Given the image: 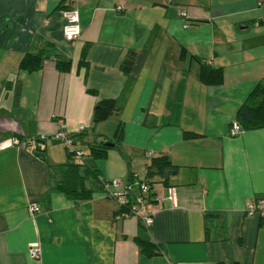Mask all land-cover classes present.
<instances>
[{"label": "crops", "instance_id": "0c3cea01", "mask_svg": "<svg viewBox=\"0 0 264 264\" xmlns=\"http://www.w3.org/2000/svg\"><path fill=\"white\" fill-rule=\"evenodd\" d=\"M259 1L0 0V264H264V217L245 213L247 204L264 203V129L230 134L264 79ZM67 9L78 16L73 42L62 37ZM43 45L53 54L41 69L18 72L23 55ZM54 55L70 63L67 73L56 71ZM201 64L222 69V85L201 84ZM106 99L117 112L93 125V108ZM60 122L81 152L113 144L103 159L83 156L98 180H142L149 160L163 156L177 168L157 187L162 202L149 227L118 217L99 190L82 202L55 190L64 147L39 137ZM91 184L89 176L86 189ZM134 238L159 253L145 257Z\"/></svg>", "mask_w": 264, "mask_h": 264}, {"label": "trees", "instance_id": "16d2710c", "mask_svg": "<svg viewBox=\"0 0 264 264\" xmlns=\"http://www.w3.org/2000/svg\"><path fill=\"white\" fill-rule=\"evenodd\" d=\"M53 50L49 45H43L40 49L28 52L23 55L18 63V72L34 73L41 69L43 62L51 58ZM84 53H81L82 61ZM185 57V51L181 53V59ZM54 68L59 73H67L70 69V63L61 56L54 55ZM133 64V54L129 56L121 63L120 69L122 73L127 74ZM199 80L201 84L208 87L220 86L223 83V70L220 68H214L207 64H201ZM90 93V92H89ZM94 94L93 92H91ZM90 93V94H91ZM117 112L115 103L113 100L106 99L100 100L96 103L92 111V124H98L115 115ZM236 122L239 124L242 131H252L258 129H264V79H262L248 95L244 103L241 105L236 115ZM191 135L185 134L184 137L188 138ZM76 136H74V141ZM33 140V139H31ZM112 140L114 143L119 144L122 141V125L117 124L113 133ZM34 146H36V140H33ZM30 145V142H27ZM104 142L97 145L87 147L88 156L93 159H103L105 157L106 149L103 148ZM40 152L41 150H37ZM66 161L57 169L58 173L62 172V180L58 181L55 185V190L63 194L67 199L75 202H82L90 200L91 193L95 190L104 192V182L99 179L96 172L84 164L83 158L80 161H75L67 153L64 148ZM41 153V152H40ZM43 162L45 160L43 159ZM177 172V168L174 167L169 159L165 156L152 158L145 166L144 177L141 180L148 191V197L153 195L152 191L159 187V185L167 186L168 180ZM92 176V184L86 189V181ZM133 177L129 175L127 181ZM104 194V193H103ZM122 212V209H118V214ZM117 214V215H118ZM133 242L137 247L140 254L145 257L155 256L157 253L155 248L148 242L139 238H134Z\"/></svg>", "mask_w": 264, "mask_h": 264}, {"label": "built area", "instance_id": "2783aa9c", "mask_svg": "<svg viewBox=\"0 0 264 264\" xmlns=\"http://www.w3.org/2000/svg\"><path fill=\"white\" fill-rule=\"evenodd\" d=\"M264 0H260L257 6H261ZM117 7V10H120ZM64 25L62 28V37L67 42L75 41L79 34L80 29L78 26V16L75 10L67 9L61 12ZM180 16L186 19V13L181 12ZM189 25L185 24L184 28H188ZM83 128L79 127L78 132H82ZM241 132L238 123H233L230 128V134L235 136ZM74 136L72 134L66 133L63 124L60 122L57 131L49 136H40V141H54L60 143L67 151V153L75 161H80L83 158V153L77 148L76 142L74 141ZM33 146V140L28 141ZM17 141H13L16 144ZM104 196L112 201H114L118 209H122V212L118 214L120 218L133 217L137 219L143 227L147 228L152 224L153 213L157 207L162 202V192L163 189L156 188L152 191L153 195L148 197V191L146 185L137 181L135 178L131 180H112L104 182ZM172 201H174V190L168 189ZM29 210L35 212L37 209L34 206H30ZM245 213L247 216H253L256 213L261 217H264V203L262 201H257L255 203H249L245 207ZM28 255L31 259H38L39 249L31 248L28 251Z\"/></svg>", "mask_w": 264, "mask_h": 264}, {"label": "water", "instance_id": "95a60500", "mask_svg": "<svg viewBox=\"0 0 264 264\" xmlns=\"http://www.w3.org/2000/svg\"><path fill=\"white\" fill-rule=\"evenodd\" d=\"M112 147H113V144H111V143L103 144V148H105V149L112 148ZM35 157L40 158V159H44V155L40 152H36Z\"/></svg>", "mask_w": 264, "mask_h": 264}, {"label": "rangeland", "instance_id": "374dc122", "mask_svg": "<svg viewBox=\"0 0 264 264\" xmlns=\"http://www.w3.org/2000/svg\"><path fill=\"white\" fill-rule=\"evenodd\" d=\"M80 144H77V146H79ZM81 150H82V153L84 155V159L87 158L88 156V151L87 149L84 147V146H81Z\"/></svg>", "mask_w": 264, "mask_h": 264}]
</instances>
